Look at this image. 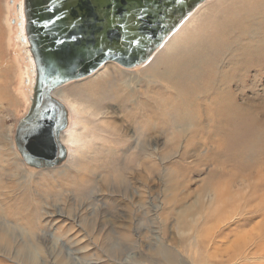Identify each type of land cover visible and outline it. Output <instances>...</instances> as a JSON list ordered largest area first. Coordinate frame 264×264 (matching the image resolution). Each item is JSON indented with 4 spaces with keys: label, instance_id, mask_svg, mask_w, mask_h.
I'll return each instance as SVG.
<instances>
[{
    "label": "rangeland",
    "instance_id": "obj_1",
    "mask_svg": "<svg viewBox=\"0 0 264 264\" xmlns=\"http://www.w3.org/2000/svg\"><path fill=\"white\" fill-rule=\"evenodd\" d=\"M21 3L0 0V262L264 264V142L258 159L248 157V146L202 144L192 127L197 116L181 104L168 114L157 111L148 146L147 121L123 120L139 111L152 86L144 78L129 83L133 89L114 82L123 108L111 104L106 112L119 131L101 117L74 114L66 98L96 104L103 95L97 87L83 90L82 98L74 89L93 82L109 62L56 93L69 112L65 133L85 142L79 152L94 148L93 155L75 167L70 155L78 152L70 145L58 165L36 168L22 158L14 139L31 107L34 63ZM151 62L126 69L135 73ZM257 114L264 127V107Z\"/></svg>",
    "mask_w": 264,
    "mask_h": 264
},
{
    "label": "bare ground",
    "instance_id": "obj_2",
    "mask_svg": "<svg viewBox=\"0 0 264 264\" xmlns=\"http://www.w3.org/2000/svg\"><path fill=\"white\" fill-rule=\"evenodd\" d=\"M204 5L199 6L197 12L195 10L168 37L143 70L132 73L127 69L138 65L124 67L109 62L97 71L93 82L75 88L74 91L81 94L79 98H82V91L89 87H97L103 95L96 97L94 105L80 104L77 99L67 97V104L74 114L89 115L91 120L101 117L102 122L119 131L120 127L113 122L115 116L110 114L112 117L108 118L109 112H106L111 104L123 108L118 101L124 99L115 92L114 82L121 80L126 88L133 89L129 83L144 78L152 86L141 96L139 111H132L133 114L127 115V118L125 115L123 120H136L139 116L147 121L149 127L144 143L148 146L152 143L154 129H157L154 121L157 111L163 107L168 114L170 109L185 104L192 108V116H197L192 127L202 134L199 138L202 144L217 147L237 144L245 149L248 146V157L256 158L259 154L257 146L264 142V127L257 122V113L264 107V0H225L219 5L216 3L215 7ZM22 6L21 3V14ZM28 58H31L30 55ZM30 65L33 68L31 82L34 67ZM68 134L61 132L60 142L67 151L68 145L76 148L78 154L70 155L75 167L77 160L91 157L95 151L90 148L79 152L85 142H79ZM153 156L149 155L150 158ZM32 177L34 174L28 175V179ZM151 211L148 207L146 213ZM24 238L30 240L29 237Z\"/></svg>",
    "mask_w": 264,
    "mask_h": 264
},
{
    "label": "water",
    "instance_id": "obj_3",
    "mask_svg": "<svg viewBox=\"0 0 264 264\" xmlns=\"http://www.w3.org/2000/svg\"><path fill=\"white\" fill-rule=\"evenodd\" d=\"M209 0H22L24 41L33 60L31 107L16 147L34 167L58 165L68 111L56 93L108 62H148L168 37ZM22 25V23H21Z\"/></svg>",
    "mask_w": 264,
    "mask_h": 264
}]
</instances>
